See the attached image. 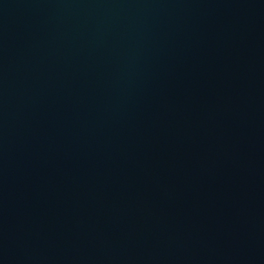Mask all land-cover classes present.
<instances>
[{"label": "water", "instance_id": "1", "mask_svg": "<svg viewBox=\"0 0 264 264\" xmlns=\"http://www.w3.org/2000/svg\"><path fill=\"white\" fill-rule=\"evenodd\" d=\"M0 264H264V0H0Z\"/></svg>", "mask_w": 264, "mask_h": 264}]
</instances>
